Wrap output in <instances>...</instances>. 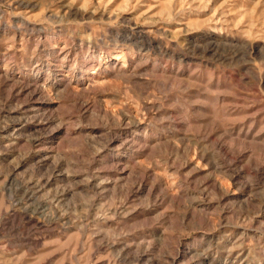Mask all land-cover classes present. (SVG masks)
Returning a JSON list of instances; mask_svg holds the SVG:
<instances>
[{"label": "rangeland", "instance_id": "rangeland-1", "mask_svg": "<svg viewBox=\"0 0 264 264\" xmlns=\"http://www.w3.org/2000/svg\"><path fill=\"white\" fill-rule=\"evenodd\" d=\"M0 264H264V0H0Z\"/></svg>", "mask_w": 264, "mask_h": 264}]
</instances>
